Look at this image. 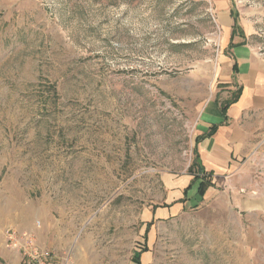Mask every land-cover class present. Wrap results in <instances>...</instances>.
Returning a JSON list of instances; mask_svg holds the SVG:
<instances>
[{"label": "rangeland", "instance_id": "374dc122", "mask_svg": "<svg viewBox=\"0 0 264 264\" xmlns=\"http://www.w3.org/2000/svg\"><path fill=\"white\" fill-rule=\"evenodd\" d=\"M215 1L0 0V264L26 258L13 230L58 264H264V161L193 165ZM228 2L264 52V0ZM185 175L207 194L158 215Z\"/></svg>", "mask_w": 264, "mask_h": 264}, {"label": "crops", "instance_id": "0c3cea01", "mask_svg": "<svg viewBox=\"0 0 264 264\" xmlns=\"http://www.w3.org/2000/svg\"><path fill=\"white\" fill-rule=\"evenodd\" d=\"M214 9L222 31L223 54L220 60L225 76L222 87L215 92L219 94L207 100L200 112L201 117L194 129L195 140L197 137L198 140H194L193 164L203 171L201 173L220 178L221 172L232 170L237 162L264 161L259 151L258 157L248 153L261 148L255 141L258 134L264 133V52H257L247 40L248 31L242 20L237 22L240 29L232 36L234 20L228 0H216ZM236 36L240 37L238 42L233 40ZM233 97L235 101L221 115L219 105ZM213 126L216 128L212 135L199 139ZM193 177L185 175L176 180L175 192L168 194L167 204H162L164 207L157 212L158 215L169 210L176 213L190 206L199 183V180L193 181ZM144 249L139 256L141 264L151 256V251ZM56 257L54 255L46 264H58Z\"/></svg>", "mask_w": 264, "mask_h": 264}, {"label": "built area", "instance_id": "2783aa9c", "mask_svg": "<svg viewBox=\"0 0 264 264\" xmlns=\"http://www.w3.org/2000/svg\"><path fill=\"white\" fill-rule=\"evenodd\" d=\"M7 240L10 241L11 247H17L18 249H21L23 251L22 254L26 256V258L22 261V264H44L45 260H51L54 258V254L49 250L44 249L38 251V248L35 247L33 242H29V244H23L18 239L14 230L8 234Z\"/></svg>", "mask_w": 264, "mask_h": 264}, {"label": "trees", "instance_id": "16d2710c", "mask_svg": "<svg viewBox=\"0 0 264 264\" xmlns=\"http://www.w3.org/2000/svg\"><path fill=\"white\" fill-rule=\"evenodd\" d=\"M231 14H232V17L234 18L233 19L234 20V24H233L234 25V28H233V32H232V36H233V34L235 33V31L239 30L240 28L238 27V25H236L237 24V21L235 19V15H234L235 13L232 10H231ZM230 44H231V46L233 45L232 42ZM234 99H235V97H233V99H230V100L226 101L225 103L219 105V112L221 113V115H224L225 114V111L227 110V108L235 101ZM215 128H216V126H213L208 132H206L203 135H201L199 137V139H202V138H204L206 136L212 135L214 133V131H215ZM197 140H198V137L196 138L195 141H197ZM198 177H200V175H197V176L193 177V181L198 180ZM208 185H211L209 180H202L201 179L199 181L198 187H197V190H198L197 193L199 194L200 197L203 195V193L206 192V187H208ZM184 190H185V193H186L187 188H185ZM139 256H140V254H139ZM139 256L136 255V257H135V262L137 264H141V262L139 260Z\"/></svg>", "mask_w": 264, "mask_h": 264}]
</instances>
